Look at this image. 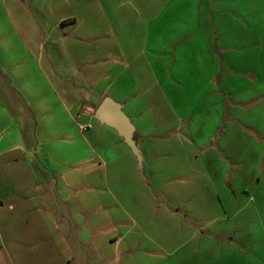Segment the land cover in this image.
<instances>
[{
    "label": "crops",
    "instance_id": "1",
    "mask_svg": "<svg viewBox=\"0 0 264 264\" xmlns=\"http://www.w3.org/2000/svg\"><path fill=\"white\" fill-rule=\"evenodd\" d=\"M0 5V264H264V0Z\"/></svg>",
    "mask_w": 264,
    "mask_h": 264
},
{
    "label": "water",
    "instance_id": "2",
    "mask_svg": "<svg viewBox=\"0 0 264 264\" xmlns=\"http://www.w3.org/2000/svg\"><path fill=\"white\" fill-rule=\"evenodd\" d=\"M96 115L101 123L117 130L133 153L140 158L139 150L132 138L134 127L119 104L111 99H105L97 109Z\"/></svg>",
    "mask_w": 264,
    "mask_h": 264
},
{
    "label": "rangeland",
    "instance_id": "3",
    "mask_svg": "<svg viewBox=\"0 0 264 264\" xmlns=\"http://www.w3.org/2000/svg\"><path fill=\"white\" fill-rule=\"evenodd\" d=\"M0 9H2V5H0ZM14 23H16L17 25H19V28L20 29H23L25 27H30V25H31V22H29L27 20H22L20 22H11V21H7V20H3V18L0 16V34H2V33L5 34L6 31H9V30H10V32L15 31V25H14ZM20 29L17 30V31H19V33L16 32L15 34H13L12 37L9 36L7 38V40H6V43H3V44L4 45H7V46H9L11 44H19L20 43V40H21V38H18V35L20 34ZM175 154L177 155V157H180V152L179 151H176ZM20 224H21V234H23L24 233V230H26V229H25V227H22V223H20ZM23 225H24V222H23ZM36 246L37 247H40V242H36Z\"/></svg>",
    "mask_w": 264,
    "mask_h": 264
}]
</instances>
